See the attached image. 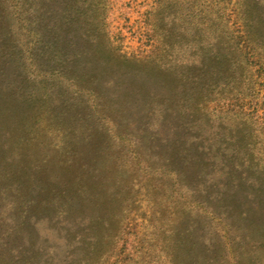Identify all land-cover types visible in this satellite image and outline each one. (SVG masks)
Wrapping results in <instances>:
<instances>
[{
    "label": "rangeland",
    "instance_id": "1",
    "mask_svg": "<svg viewBox=\"0 0 264 264\" xmlns=\"http://www.w3.org/2000/svg\"><path fill=\"white\" fill-rule=\"evenodd\" d=\"M197 1L203 10L212 4V17L249 8L259 24L256 43L264 49V0ZM191 2L0 0V161L7 159L10 168L9 159L15 168L26 166L33 187L27 195L39 208L29 223L35 244L29 254L38 264H170L177 216L184 228L194 226L205 239L211 237L195 240L193 255L200 254L203 264H264V243L259 247L239 236L254 231L264 242V209L247 197L254 179L264 177V72L253 73L240 57L241 79L222 90L231 104L218 130L224 142L210 151L211 138L202 144L206 174L197 180L189 174L184 181L170 156L172 142L189 137L190 119L174 91L195 56L187 49L190 40L181 42V52L179 44L164 41L171 19ZM255 103L254 116L248 115ZM238 105L248 115L243 120L234 115ZM195 118L207 126L203 112ZM21 128L24 136L29 132L28 143L20 141ZM230 132L240 138L238 147ZM242 160L253 166L241 167ZM228 165L234 166L230 175ZM82 174L102 177L101 188L98 182L92 190L108 197L107 209L88 200L72 201L67 211L60 205L63 214L57 206H45L44 197H52L43 195L45 189L63 190ZM230 191L246 196L238 209L249 211L251 223L218 202ZM16 196L0 194L5 223L13 211L7 204L20 201ZM107 210L116 237L92 256L87 242ZM13 262L0 250V264Z\"/></svg>",
    "mask_w": 264,
    "mask_h": 264
},
{
    "label": "trees",
    "instance_id": "2",
    "mask_svg": "<svg viewBox=\"0 0 264 264\" xmlns=\"http://www.w3.org/2000/svg\"><path fill=\"white\" fill-rule=\"evenodd\" d=\"M211 7L212 4H208L203 10L200 2L192 0L184 12H178L176 16L174 15L165 34L168 36H166L167 38L164 43L166 45H169V42L173 45L175 43L179 44L178 52L182 51L181 42L190 40V47L186 46L190 50V54L195 56L189 64V73L181 77L180 84L175 86L176 91H174L176 92L174 98L179 97L182 101L181 108L184 110L183 115L187 112L186 115L190 119V127L187 130L189 137L187 136L180 141L175 140L170 147V156L171 158L173 157L176 165L174 169L177 172L176 175H179L184 181L188 179L189 174L193 175L192 178L196 180L206 174L205 169L207 164L204 163L206 151L202 147V144L206 140L212 139L210 140L212 144L209 143L207 147L208 151L212 147L220 148L222 142H224L225 135L218 130L220 123L224 124L225 122L224 117L230 113L231 104L225 102L228 99L225 98L227 96L222 95V90L229 84L232 87L235 86L238 80L241 79L240 57L245 59L246 68L252 70L253 73L261 76L260 72H264V49H259V45L256 43L258 36L255 34L256 30L259 31V24L252 17L249 8L245 7L242 13H237L235 10L236 14L233 9H230L225 18H221L220 15L212 17L213 9ZM149 9L151 11L153 7ZM232 39H235V42ZM175 62H180L179 57L176 58ZM261 67L262 69H260ZM78 78L80 77H76L75 79L81 81ZM90 91L94 92L91 89ZM206 91L207 93L211 91L209 96L205 93ZM234 98L238 101V98ZM256 105V103L253 105L251 114L248 115L254 116L252 112H256ZM237 108L239 112L234 113V115L239 117L240 120H243L241 116H248L243 110V105H238ZM201 112H203V119L206 121L207 126L201 120L195 118V114ZM228 121L230 120L228 119ZM217 123L219 124L217 125ZM184 127L186 128V125ZM23 129L18 130L19 135H21L20 141L21 143H28V140L31 139L28 136L29 132L24 136ZM173 135L177 136V131ZM230 136L229 138L233 139L232 146L238 147L240 138L237 134L233 135L231 132ZM212 156L211 159H214L215 155ZM9 160L11 168L7 165V159L4 160L3 158L0 161L3 163V165L0 163V194L16 193L18 195L16 199L20 198V201L16 204H14L15 202L9 203L7 206L10 209L13 208L14 212L15 209H19L17 210L19 215H13L12 211V214L9 215L10 219L8 223H5L4 219L0 220V250L4 251V255L9 260H14L13 264H38L33 255L29 254V252L33 251V246H35L31 239L33 231L29 223L33 217L34 210L36 211L39 208H37V204L35 206L32 205L34 202L32 197L28 198V195L33 192V187H30L27 182L28 177L24 172L26 166L18 168L16 165L17 168H15L13 160ZM69 162L71 163L72 161ZM22 163L23 161L19 162V164ZM239 164L241 167L251 168L253 166L251 161L245 160H242ZM201 165L204 167L203 170L200 169ZM233 168L234 166L228 165L226 173L230 175ZM7 170L11 171L8 172ZM15 172L22 173L17 176ZM74 179L68 180L63 190L62 188L56 189L55 187L52 190L45 189L43 195H52V197H44L46 200L45 206H57L60 209V214H63V212L65 213L68 210L65 207L71 208L72 201L78 204L80 201L88 200L101 210L107 209L106 207L110 203V200L107 199L108 197L104 194L106 198L102 197L92 190V186L98 184V182L101 188L102 183L100 182L102 177L99 179L97 175L87 176L82 174ZM254 180L252 192L247 193V197L253 203V207L264 209V177H257ZM226 187L225 190L229 188V185H226ZM233 193L234 191L220 194L218 202L224 204L230 212L238 210L239 215L241 213L244 215L243 222L246 224L251 223L249 211L238 209L239 206H242L241 202L244 201L246 196L238 198L237 194ZM22 194L25 195L23 200L21 199ZM72 197L77 198L72 200ZM60 205L65 211L60 208ZM107 215L108 210L100 219L95 221L94 227H92L95 233L93 235L90 234L87 242L92 256L102 249V245L109 244L110 242L112 244V241L115 240L116 235L112 233L111 217L106 219ZM33 218L36 219L35 217ZM180 218V216H177L176 226L172 230V233L175 234L171 239L172 252L167 255L168 262L170 264H203L202 259L199 257L200 254L193 255L196 247L199 246L195 240H202L203 235L201 236L194 226H187L185 228L181 226L182 222ZM211 219H215V217L211 215ZM217 219L219 221V217ZM89 223L92 225L90 219ZM233 224L230 223L228 227L235 231L237 228ZM207 228L210 229V226H207ZM225 228V231H227L228 228ZM256 228H258L259 232V226ZM205 229L206 227L202 230L205 231ZM212 231L216 233L214 229ZM253 233L255 234L254 231H247L246 233H240L239 236L240 238L247 237L255 245L261 247L264 242L261 243L259 238L255 237ZM24 237H28V242L24 241ZM205 240L209 241L211 237ZM25 244H27L29 250L25 248ZM177 258L181 260V263L177 261ZM85 263L89 264L87 260ZM206 264L213 263L206 262Z\"/></svg>",
    "mask_w": 264,
    "mask_h": 264
}]
</instances>
